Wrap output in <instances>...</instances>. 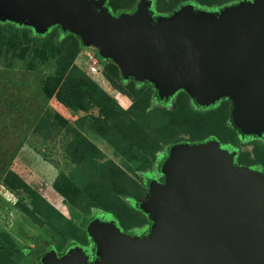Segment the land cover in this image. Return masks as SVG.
<instances>
[{"label": "rangeland", "instance_id": "obj_1", "mask_svg": "<svg viewBox=\"0 0 264 264\" xmlns=\"http://www.w3.org/2000/svg\"><path fill=\"white\" fill-rule=\"evenodd\" d=\"M140 1L107 6L117 16ZM204 1L211 4H195L198 11L222 15L256 0ZM186 4L156 0V16L172 17ZM33 33L0 21V264H42L51 252L77 248L93 257L84 223L97 217L127 234L150 231L137 204L152 178L165 181L161 167L176 147L216 140L237 151V166L264 170V138L240 134L229 98L202 107L182 90L167 105L154 84L125 78L101 47H81L80 37L57 27ZM93 63L100 74L89 73ZM59 89L72 106L52 96ZM13 174L23 188L7 187Z\"/></svg>", "mask_w": 264, "mask_h": 264}, {"label": "water", "instance_id": "obj_2", "mask_svg": "<svg viewBox=\"0 0 264 264\" xmlns=\"http://www.w3.org/2000/svg\"><path fill=\"white\" fill-rule=\"evenodd\" d=\"M108 0H0V21L44 35L60 26L101 47L124 77L155 85L161 99L188 92L202 107L229 98L234 125L264 135V0L217 15L194 5L154 17L152 0L115 16ZM211 140L174 148L139 208L153 226L140 237L99 217L87 224L96 258L77 248L42 264H264V173L235 164Z\"/></svg>", "mask_w": 264, "mask_h": 264}, {"label": "trees", "instance_id": "obj_3", "mask_svg": "<svg viewBox=\"0 0 264 264\" xmlns=\"http://www.w3.org/2000/svg\"><path fill=\"white\" fill-rule=\"evenodd\" d=\"M153 1V3H154V7H153V11H152V13H153V15H154V17H157L156 15V7H155V1L156 0H152ZM184 3H187V4H189V5H194L195 6V4H198L199 6H204V5H206V4H211L209 1H204V0H193V1H190V0H182ZM176 4V3H175ZM186 4V5H187ZM110 11H111V9H110ZM123 12H128V11H121V12H118V15L117 16H119L120 14H122ZM111 13H112V11H111ZM57 28H59L61 31H62V29H61V27L60 26H56ZM55 27H53V28H51L50 29V31L51 30H53ZM50 31L48 32V33H50ZM35 36L36 35H40V34H37L36 32L35 33H33ZM47 34V33H46ZM46 34H44V35H46ZM62 34H63V36H65V35H69V32H63L62 31ZM80 46L82 47L83 46V42L81 41L80 42ZM74 68V67H73ZM146 82V81H145ZM180 92V91H179ZM179 92L176 94V95H174L173 97H171V98H169V99H161L160 98V96L158 95V100H159V102H161V103H165V104H170L171 103V101L174 99V97H176V96H178L179 95ZM53 97H55V98H57L58 99V101H60L62 104H64V105H67V106H72L71 105V102H69V103H67V101L65 100V98H64V93H63V91L62 90H58V91H56L55 93H54V95H52ZM220 102V101H219ZM218 102V103H219ZM195 103H196V101H195ZM218 103H216V104H218ZM215 104V105H216ZM233 120V119H232ZM234 123V122H233ZM239 132H240V134L242 135V136H244V137H250L249 135H244L240 130H239ZM223 147V146H222ZM229 150H234V148H230ZM70 154L72 155V156H76V154L77 153H71L70 152ZM235 164H236V162H235ZM237 165V164H236ZM13 176L14 177H12V178H10V177H6L5 178V184L7 185V187H9L10 189H19V188H23L25 185H23V183L21 182L22 180H20V178L19 177H16L15 178V175L13 174ZM19 178V179H18ZM149 178V177H148ZM54 187H56L57 188V186H56V182H55V186ZM55 188V189H56ZM58 189V188H57ZM140 203V202H139ZM139 203L137 204V206L139 207ZM26 210V212H28V209H25ZM91 220H88V221H86L85 223H84V225L87 227V224L90 222ZM148 233H149V230L145 233V234H147L148 235ZM95 252H96V248H95ZM94 259H92V257H90V261H93Z\"/></svg>", "mask_w": 264, "mask_h": 264}, {"label": "flooded vegetation", "instance_id": "obj_4", "mask_svg": "<svg viewBox=\"0 0 264 264\" xmlns=\"http://www.w3.org/2000/svg\"><path fill=\"white\" fill-rule=\"evenodd\" d=\"M232 105H233V103H232ZM233 110V109H232ZM263 138H264V135H263ZM165 158H166V156H165ZM164 158V159H165ZM164 159L162 160V161H164ZM251 170H253V171H256V172H262V173H264V170H256V169H251ZM153 179V178H152ZM158 182H159V180H157ZM159 183H161V182H159ZM164 183V182H163ZM162 184V183H161ZM107 220V219H106ZM110 221V220H109ZM150 232V231H149ZM131 235H133V236H140V237H143V236H146L147 234H139V233H130ZM149 234V233H148ZM92 257V256H91ZM95 258V254H94V256L92 257V259H94Z\"/></svg>", "mask_w": 264, "mask_h": 264}, {"label": "built area", "instance_id": "obj_5", "mask_svg": "<svg viewBox=\"0 0 264 264\" xmlns=\"http://www.w3.org/2000/svg\"><path fill=\"white\" fill-rule=\"evenodd\" d=\"M90 67H91L90 68L91 71L89 73H91L92 75L100 74L99 70L97 69L98 67H97V65H95V63H93V65H91Z\"/></svg>", "mask_w": 264, "mask_h": 264}]
</instances>
